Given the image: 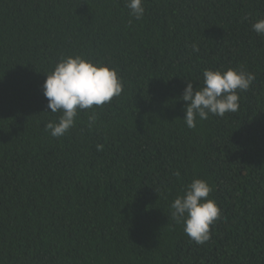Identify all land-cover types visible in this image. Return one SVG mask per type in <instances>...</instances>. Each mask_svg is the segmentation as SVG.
<instances>
[{"label":"trees","instance_id":"trees-1","mask_svg":"<svg viewBox=\"0 0 264 264\" xmlns=\"http://www.w3.org/2000/svg\"><path fill=\"white\" fill-rule=\"evenodd\" d=\"M144 6L0 0V264H264V0ZM67 55L111 63L124 89L56 138L42 86ZM229 67L255 75L239 110L189 129L187 82ZM194 179L222 213L205 244L171 219Z\"/></svg>","mask_w":264,"mask_h":264},{"label":"clouds","instance_id":"clouds-1","mask_svg":"<svg viewBox=\"0 0 264 264\" xmlns=\"http://www.w3.org/2000/svg\"><path fill=\"white\" fill-rule=\"evenodd\" d=\"M125 4L130 17L135 20L144 17L145 0H125ZM252 30L264 36V18L252 24ZM202 75L203 86L194 87L188 80L181 97L187 102L183 120L189 129L196 128L197 118L203 121L209 118V114L224 117L226 113L237 112L240 93L247 92L255 81V75L242 67L205 69ZM42 87L50 113H60L58 120L46 123L45 130L50 131L52 137L60 138L75 127L79 114L85 110H91L88 115V128L91 130L98 119L96 109L119 97L124 83L111 63L82 55H67L62 56L54 69L47 73ZM103 147L98 144L97 150L101 151ZM211 191L212 187L206 180L194 179L170 205L171 219L183 224L185 234L197 244L210 240L212 226L222 215L215 200L209 199Z\"/></svg>","mask_w":264,"mask_h":264}]
</instances>
